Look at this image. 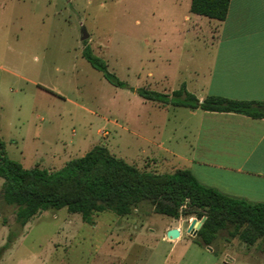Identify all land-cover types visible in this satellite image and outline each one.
<instances>
[{"label":"rangeland","instance_id":"rangeland-1","mask_svg":"<svg viewBox=\"0 0 264 264\" xmlns=\"http://www.w3.org/2000/svg\"><path fill=\"white\" fill-rule=\"evenodd\" d=\"M0 3V65L14 72L0 71V143L11 160L55 171L102 145L141 171L164 174L178 165L169 151L185 142L187 111L115 87L82 52L88 46L129 87L170 94L185 85L192 93L216 54L206 28L195 41L180 35L173 21L182 7L174 0ZM2 183L0 250L10 242L0 264H264L257 245L237 238L219 240L212 252L196 245L191 218L155 214L148 204L125 217L100 213L94 225L65 208L50 209L11 239L20 227L14 208L1 204ZM177 225L181 239L163 240Z\"/></svg>","mask_w":264,"mask_h":264},{"label":"trees","instance_id":"trees-1","mask_svg":"<svg viewBox=\"0 0 264 264\" xmlns=\"http://www.w3.org/2000/svg\"><path fill=\"white\" fill-rule=\"evenodd\" d=\"M229 3L230 0H191L190 12L224 21ZM82 56L112 85L128 89L145 101L163 107L264 117V105L259 102L213 95L199 101L186 90L185 85L170 94L129 87L110 73L106 63L88 46ZM3 148L0 143L1 204L14 208L15 223L20 227V232L11 233V239L17 238L37 214L50 209L65 208L70 214H79L83 223L94 225V216L100 213L125 217L148 204L155 214L174 219L205 217L192 239L200 247H210L215 251L219 240L230 242L237 238L249 246L257 245L264 254V204L248 203L205 187L188 170L164 174L141 171L115 157L102 145L93 146L59 170L25 169L11 160ZM9 242L1 252L9 247Z\"/></svg>","mask_w":264,"mask_h":264},{"label":"crops","instance_id":"crops-1","mask_svg":"<svg viewBox=\"0 0 264 264\" xmlns=\"http://www.w3.org/2000/svg\"><path fill=\"white\" fill-rule=\"evenodd\" d=\"M190 4L191 0H174L177 10L182 7L173 21L180 28L179 34L195 41L204 27L212 47H216L192 94L199 101L213 95L264 105V0H230L224 21L203 20L190 12ZM0 71L14 73L2 64ZM15 77L23 78L16 73ZM183 109L190 125L183 146L169 151L179 162L169 173L188 170L205 187L248 203L264 204V117ZM162 162H155L157 168ZM170 229L179 230L174 240H180V226L167 227L166 235ZM162 239L173 241L167 236Z\"/></svg>","mask_w":264,"mask_h":264},{"label":"water","instance_id":"water-1","mask_svg":"<svg viewBox=\"0 0 264 264\" xmlns=\"http://www.w3.org/2000/svg\"><path fill=\"white\" fill-rule=\"evenodd\" d=\"M88 37L86 32H83L81 40H85ZM205 221V217L201 218V219H196L194 218L191 222L190 225L188 227V233L192 236L195 237L197 231L200 229V227L202 226L203 222ZM167 238L170 240H174L176 238L179 237V230L178 229H170L167 232ZM208 250H211L210 247H207Z\"/></svg>","mask_w":264,"mask_h":264}]
</instances>
